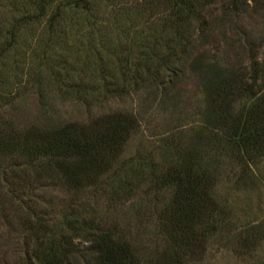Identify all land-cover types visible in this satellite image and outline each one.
Instances as JSON below:
<instances>
[{"label": "rangeland", "instance_id": "374dc122", "mask_svg": "<svg viewBox=\"0 0 264 264\" xmlns=\"http://www.w3.org/2000/svg\"><path fill=\"white\" fill-rule=\"evenodd\" d=\"M34 1L0 0V52L16 31L11 51L0 53V264H43L56 249L85 264L88 241L105 233L142 261L155 258L172 199L165 174L184 158L208 176L221 212L219 230L186 264H264V157L240 160L209 107L215 74L248 71L253 60L264 88V2L225 13V0H201L185 27V53L168 58L142 47L156 40L163 50L167 0H92L95 14L64 16L59 27L17 24ZM65 3L56 0L50 13ZM135 71L144 81L130 78ZM251 104L238 101L233 114ZM117 113L134 130L109 169L79 190L13 148L28 132Z\"/></svg>", "mask_w": 264, "mask_h": 264}, {"label": "trees", "instance_id": "16d2710c", "mask_svg": "<svg viewBox=\"0 0 264 264\" xmlns=\"http://www.w3.org/2000/svg\"><path fill=\"white\" fill-rule=\"evenodd\" d=\"M55 1L35 0L32 3L35 10L20 17L17 24L46 22L52 29L60 26L64 16L79 18L95 14L92 0H65L64 5L55 6L54 13H50L49 8ZM167 1L171 6L165 24L168 32L163 50L158 48L156 40L152 46L142 47L145 53H169V58L171 53H185V27L199 18L197 8L201 0ZM225 1L224 12L236 13L246 0ZM9 33L11 41L0 53H9L14 45L16 31L11 29ZM147 74L151 75L150 70ZM259 76V66L253 60L248 71L227 77L215 74L216 80L209 89L210 113L223 132L224 140L235 146L240 160L243 157L249 160L264 157V88L260 89L257 84ZM130 78L135 83L144 81L138 71ZM245 98L251 99L252 104L243 116H235L233 105ZM134 127L131 117L117 113L89 126L67 124L51 131L28 132L13 148L40 173H51L67 189L79 190L94 184L109 169ZM194 165L191 159L184 158L165 174L163 183L172 191V199L163 213L160 235L164 236L165 246L161 254L142 261L126 243L105 233L88 241L83 250L85 264H186L195 260L203 252L207 235L219 230L221 212L211 196L210 179L203 172L199 173ZM69 253L56 249L44 258L43 264H71Z\"/></svg>", "mask_w": 264, "mask_h": 264}]
</instances>
